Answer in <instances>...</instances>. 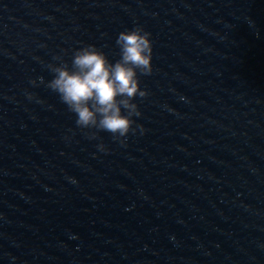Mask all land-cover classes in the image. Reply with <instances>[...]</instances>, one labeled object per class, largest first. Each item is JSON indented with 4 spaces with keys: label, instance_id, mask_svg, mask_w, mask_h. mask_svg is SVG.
Segmentation results:
<instances>
[{
    "label": "water",
    "instance_id": "95a60500",
    "mask_svg": "<svg viewBox=\"0 0 264 264\" xmlns=\"http://www.w3.org/2000/svg\"><path fill=\"white\" fill-rule=\"evenodd\" d=\"M135 27L152 73L121 146L48 66L115 63ZM0 264H264V0H0Z\"/></svg>",
    "mask_w": 264,
    "mask_h": 264
},
{
    "label": "clouds",
    "instance_id": "9594fccd",
    "mask_svg": "<svg viewBox=\"0 0 264 264\" xmlns=\"http://www.w3.org/2000/svg\"><path fill=\"white\" fill-rule=\"evenodd\" d=\"M149 37L140 27L119 33L115 43L120 58L115 63L93 45L74 51L71 66L54 57L60 63L48 66L53 79L47 87L76 116L78 128L110 133L121 146L130 133L143 132L139 125L133 127V117L140 116L133 100L147 95L140 89L138 75L152 73ZM89 138L96 139L95 132ZM97 148L106 152L103 144Z\"/></svg>",
    "mask_w": 264,
    "mask_h": 264
}]
</instances>
